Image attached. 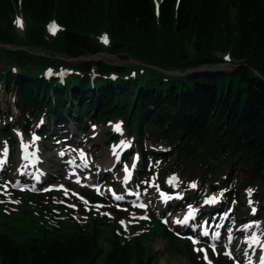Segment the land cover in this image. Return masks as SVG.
Listing matches in <instances>:
<instances>
[{
	"label": "trees",
	"instance_id": "obj_1",
	"mask_svg": "<svg viewBox=\"0 0 264 264\" xmlns=\"http://www.w3.org/2000/svg\"><path fill=\"white\" fill-rule=\"evenodd\" d=\"M16 14L24 19L23 33L16 29ZM51 21L59 25L54 35ZM0 44L27 48L3 50L8 66L0 73V98L16 94L17 124L45 116L47 126L58 119L87 131L89 122L119 118L144 156L139 182L155 173L152 158L166 162L179 151L177 165L194 179L206 173L218 178L221 166L232 170L237 162L244 179L237 193L258 183L264 187V81L255 74L264 77V0H0ZM100 52L122 59L131 54L162 69L225 63L226 54L240 63L232 72L176 78L134 65L68 61ZM135 69L143 71L135 76ZM62 70L71 73L48 76ZM5 129L3 136H11ZM147 141L170 144L173 151L157 154ZM91 223L56 237L45 229L41 238L22 244L2 235L0 264H97L104 252L98 240L106 230L100 220ZM108 228L113 237L102 264H155L144 235L126 239ZM172 241L183 244L191 264H206L190 242L175 236Z\"/></svg>",
	"mask_w": 264,
	"mask_h": 264
},
{
	"label": "rangeland",
	"instance_id": "obj_2",
	"mask_svg": "<svg viewBox=\"0 0 264 264\" xmlns=\"http://www.w3.org/2000/svg\"><path fill=\"white\" fill-rule=\"evenodd\" d=\"M234 13L235 10L232 11V17ZM15 17L16 21L19 18L22 22V26L16 23V29L18 32L23 33L25 23L22 20V15L18 14ZM4 49L9 48L0 44V73L4 72L8 66L4 57ZM31 52L49 55L48 52L42 49H34ZM191 55L190 57L194 56V50ZM127 57L126 59H122L117 55H110V57L96 56L94 60H103L106 63L115 64L120 67L131 66L132 63L138 60L131 54L127 55ZM223 58L227 60V65L223 63L225 65L223 68H220L218 74L228 71L232 72L235 66L240 63L233 58H229L228 54L224 55ZM204 67L209 66L206 65ZM140 71H143V69H135L133 72L138 73ZM194 73L197 72L189 71L188 75ZM255 74L264 81V77L260 73L255 72ZM173 75L176 78L180 77L177 74ZM14 100V93L9 95H5L4 93V96L0 99L1 111H7L9 103L12 105L11 111L15 117L11 121L9 120V122L12 124L10 128L13 134L12 139L16 140V144L12 146L14 151L10 166L7 168L5 176L0 178V182H2L0 184V193H5V187H3L6 183L5 181L12 182L13 187H15L16 183L12 179L16 178V172L22 166L16 145L21 142H30L44 120L33 122L30 127V133L22 132L24 122L20 126L15 124V119L19 116V112L13 107ZM5 125H8L7 122H5L4 118H1L0 129ZM115 126H119V130H115ZM70 127V133L74 134L75 123L70 125ZM56 128L55 124H53L50 127V139L45 140L43 138V141L40 143L44 147L43 160L45 162L43 167L46 173L45 177L52 184L38 186L35 194L24 192L26 190L23 189L19 190L22 193L12 190L9 192L7 188L6 194H0V237L7 235L22 244L30 239L42 237L45 229H48V236L56 237L59 234L74 230L78 226V223L82 227H85L88 221L97 218L102 221L101 228L107 229L104 233L102 232V238L98 240L104 252L98 258L97 264L105 262L111 248L110 239L113 237V233L109 232L108 227H114V234L122 238H124V233L126 237L131 238L135 235H142L150 230L144 235L143 240L147 246L154 240L151 244L150 256L155 258L156 264H191L185 251L181 249L183 244L173 243L172 241V238L176 236L181 240L192 243V240L187 235L181 234L184 230L174 223V218L177 221L180 220L181 214L189 208L195 210L201 209L204 200L210 195H215L222 199L223 206L221 208L228 217L224 221L221 217L220 221L222 223H215V225H221L224 230V237L220 239V243L223 245L221 247H215V251H213L210 248L211 246L204 241L197 244L192 243L199 258L204 262L207 261L206 263L208 264L209 262L210 264H253L257 260L256 257H258L261 251V246H264V187L258 183L257 186L259 188L249 187L246 191L242 192L240 190V193H237L239 185L244 180L243 176L237 174V171L240 170L239 163L236 162L232 166L233 171L231 167L221 166L218 169L221 173L218 178L206 173L203 176L204 178H201L202 181H196L191 180L195 178L192 174L181 170L180 166L177 165L179 162H176V160L180 157L179 151L177 154L171 153L170 156L172 157L168 161L161 164L160 162L158 163L159 170H156L157 172L149 181L142 183L138 181L134 182L137 187L136 191L142 192L140 199L135 197L126 198L127 200L124 202L117 203L107 193V187L98 195L93 191L89 192V190L80 189L71 183L68 179L69 171L66 168L65 158L71 156L70 151L72 150L70 148L58 147L59 145L56 143H59V141L52 137V132ZM97 128L95 132H91V128L88 136L86 133L85 136L84 133L76 131V140H80V142L85 141L83 143H87L88 148H95L92 150H95L99 156L97 158L99 162H95L96 169L101 170L103 173L107 172L105 176L100 175L102 179L105 178L100 181L104 182L108 180V185L111 184L115 188L123 190L125 196V186L121 184V178L123 171L130 164V160L118 164L114 160L116 154L113 155V153L115 150L121 149L124 145L128 146L126 152L131 149L132 145L135 149L132 138L133 133L132 135L131 133L127 135L122 122L118 120L111 122L106 127L98 125ZM110 134H118L120 139L115 142L114 139L110 138L112 136ZM88 138L91 139L92 143L86 141ZM4 145L5 140H0V157L5 148ZM161 145L168 146L170 144L163 143L159 146ZM163 149L166 150L167 148ZM107 165L108 167L106 169H102ZM139 167L140 170L137 173H140L142 170V166L139 165ZM229 178L230 180L228 181ZM22 179L27 180V176ZM193 184L196 185L195 188L192 187ZM234 184L235 186H233ZM53 187H58L59 191H50ZM16 188L19 189L17 186ZM164 188L168 189L173 199H169L168 202L162 204L164 207L160 211L157 206L159 203L158 190H163ZM249 190L251 191L249 192ZM47 191H49L48 194H46ZM84 192L93 193H86L84 195ZM176 193H180L183 199L179 200L175 198L174 195ZM94 195L101 200L94 203L90 198ZM248 201H253L255 206L247 204ZM251 209H257V214L254 215ZM213 211L217 212L219 210L214 209ZM209 216L210 214H206L202 210L198 223L201 225L202 220L208 219ZM71 218L74 220H71ZM150 218L153 219L152 222H150ZM159 220L162 223L163 221H168V223H163L167 228L166 230L163 229ZM92 223H94V220ZM198 223L193 222L189 227L184 229L191 232H198ZM248 223L251 227H246ZM59 228H63L64 230H58ZM214 228L216 230L217 226ZM229 235H233L236 241L230 255H226L225 244L228 243ZM250 238L258 239L257 241L259 242L257 246H254L253 243L249 244L253 246L254 251H252L253 249L250 251L245 249L249 246L247 245L249 242L245 243V241H248ZM197 249H204V251L200 252ZM205 254H207V259H205ZM157 258H159V261H156Z\"/></svg>",
	"mask_w": 264,
	"mask_h": 264
},
{
	"label": "snow or ice",
	"instance_id": "obj_3",
	"mask_svg": "<svg viewBox=\"0 0 264 264\" xmlns=\"http://www.w3.org/2000/svg\"><path fill=\"white\" fill-rule=\"evenodd\" d=\"M16 23L22 26V22L19 20V18L17 19ZM51 29H52L53 32H54V30H55V25H52V26H51ZM102 40H103L104 43H107V42H108L106 36L102 37ZM50 74H51V71L49 72V75H50ZM117 130H119V126H117ZM34 139H35V137H34ZM133 166H134V165H133ZM125 170L127 171V168H126ZM4 187H5V193H0V194H6V186H4ZM192 187L195 188L196 185L193 184ZM250 191H251V190H249V192H250ZM115 198H116L117 200H121V199H123V197H121V196H116ZM253 211H254V210H253ZM189 214H191V210H190V213H189ZM246 227H251V225H248V226H246ZM204 235H207V233H204ZM217 235H219V234L217 233ZM193 243L196 244V243H198V241H197V240H193ZM245 243H248V241H245ZM197 251L203 252L204 249H197ZM213 251H215V247H214V246H213ZM261 251L264 252V246H261ZM225 254H226V255H230V253H225ZM205 259H207V254H205ZM259 259H260V264H264V255H261V256L259 257ZM209 264H210V262H209Z\"/></svg>",
	"mask_w": 264,
	"mask_h": 264
},
{
	"label": "bare ground",
	"instance_id": "obj_4",
	"mask_svg": "<svg viewBox=\"0 0 264 264\" xmlns=\"http://www.w3.org/2000/svg\"><path fill=\"white\" fill-rule=\"evenodd\" d=\"M207 68H209V67H207ZM221 68H223V67H221ZM172 72H177V70L167 69V73H168V74H171ZM171 76H174V75L172 74ZM73 137H74V136H73ZM73 140L76 141V139H73ZM118 150H119V149L115 150L114 153H113V155L116 154ZM112 160H113V159H112ZM108 161H109V160H108ZM109 163H110V161H109ZM7 165H8V164H5L6 167H7ZM107 167H108V165L105 166V168L103 167L102 169H106ZM2 169H4V166L0 164V171H1ZM158 202H159L158 205H157V206H158V209H159L160 211H162V208H163L164 206H162L159 197H158ZM174 220H175V218H174ZM255 240L257 241L258 239H255ZM249 244H250V243H248L247 245H249ZM247 245H246V246H247ZM252 251H254V249H253ZM250 259H251V257H250ZM253 264H257V261H256L255 263H253Z\"/></svg>",
	"mask_w": 264,
	"mask_h": 264
},
{
	"label": "water",
	"instance_id": "obj_5",
	"mask_svg": "<svg viewBox=\"0 0 264 264\" xmlns=\"http://www.w3.org/2000/svg\"><path fill=\"white\" fill-rule=\"evenodd\" d=\"M222 67V65H214L212 66L210 69L208 68H197V69H191V72L194 71V72H213V71H216L218 70V68Z\"/></svg>",
	"mask_w": 264,
	"mask_h": 264
}]
</instances>
